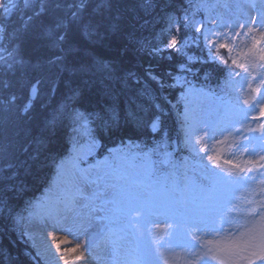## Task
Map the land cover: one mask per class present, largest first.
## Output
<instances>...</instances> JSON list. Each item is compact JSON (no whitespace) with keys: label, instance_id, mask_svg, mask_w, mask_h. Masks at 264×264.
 I'll list each match as a JSON object with an SVG mask.
<instances>
[{"label":"trees","instance_id":"16d2710c","mask_svg":"<svg viewBox=\"0 0 264 264\" xmlns=\"http://www.w3.org/2000/svg\"><path fill=\"white\" fill-rule=\"evenodd\" d=\"M208 1L85 0L79 8L81 0H53L42 12H24L0 23L9 45L0 65V264H44L21 220L74 152L80 126L71 119L73 110L88 117L90 131H84L97 146L95 159L118 167L127 161L119 158L121 150L129 151L139 174L155 181L161 173L164 186L170 171L207 159V150L198 153L182 145L181 124L187 128L191 93H200L198 88L215 92L228 73L219 62L196 63L194 74L186 77L190 84H178L167 73L181 75L177 69L187 56L203 59L205 53L195 46L183 53L166 49L162 55H152L151 49H164L171 35L183 40L199 35L195 25L200 21L201 30L207 29ZM86 26L99 35L86 36ZM61 35L64 41L53 47ZM149 65L163 88L146 77ZM35 84L38 94L25 111ZM198 95L208 105L213 101Z\"/></svg>","mask_w":264,"mask_h":264},{"label":"rangeland","instance_id":"374dc122","mask_svg":"<svg viewBox=\"0 0 264 264\" xmlns=\"http://www.w3.org/2000/svg\"><path fill=\"white\" fill-rule=\"evenodd\" d=\"M53 0H1L0 6V23H5L12 16L30 14L31 11L42 12L46 5H51ZM214 3V4H213ZM207 5L206 16L204 21H207V28H213L220 31L219 25L227 24L231 29L240 32L234 42V52L246 50L251 47L250 41L244 35L247 27L246 20L256 21L259 19V11L264 8V0H209ZM213 12H217L214 15ZM195 19L201 18L196 14ZM204 24L200 21L196 27H201ZM237 25H244V28H238ZM1 26V25H0ZM255 25H252L254 27ZM229 32V29H223ZM4 33L0 31V65L3 56L9 53V45L5 41ZM230 34V33H229ZM258 36L259 33H256ZM232 43V41H230ZM264 47V45H261ZM14 53V51H12ZM242 62L256 66V71L260 70L258 55L246 56L242 58ZM231 64V61H229ZM3 65V64H2ZM233 67V82L243 83L240 76H236L235 72L244 74V70L236 69ZM253 87H258L257 81H249ZM36 94H38V87L35 84ZM238 87V85H237ZM200 93L210 99L212 103L208 105L204 98H200L195 92L191 93L190 104L186 110L189 115H196L204 120H213L216 115L223 111L227 104L233 100L235 95L243 99L255 98L256 93L251 89L245 87L238 92L232 91V85L227 78L215 92H211L216 99L208 97V94L198 88ZM208 89V88H206ZM33 87L30 89V93ZM209 90V89H208ZM264 92V88L261 89ZM231 101H228V100ZM30 101L27 105L31 106ZM247 107V105H244ZM257 117L256 120L249 118V123L245 128L258 127L259 123H264V117L259 116V109L251 114ZM79 126V124H78ZM183 140L182 145L190 147L196 152H204V145L208 144L207 151L209 155H216L218 161L209 160L206 163L192 165L197 166L193 170L192 179L189 183V190L184 188V193L180 194L173 187L164 186L161 180L153 182L148 181L142 174H139L138 164L133 163L128 155L127 164L133 165V171L138 173L137 178L145 183L153 186H163L170 196H183L188 201H196L201 196L206 194L212 188L211 176L213 173L233 176H260L264 173V169L258 167V164L249 163L250 160H256L258 157H250L248 153L238 150L235 145L237 143L247 141L243 140L242 136H237L234 132L228 136L224 143H209L206 137L200 133L196 139L200 143L195 146L185 142L186 127L182 125ZM239 128L240 126L237 125ZM84 129L76 130L74 134V152L69 156L63 164V169L59 167L58 174L52 186L40 196L33 204V208L21 220L23 221V229L27 240L32 244L33 249L36 251L38 257L44 264H133L136 260V251L138 249L149 248L153 252V264H194L193 258L190 255V250L183 247V237L176 232V223L165 216L152 217V223L147 225V231L139 230L133 231L124 226L119 221H109L103 219L106 215L100 210V205L103 199H112L115 195L112 188H103L102 181H97V175L103 177L104 174L110 171L109 166L114 167L112 164L97 161L94 157L97 146L93 147V142L87 139ZM244 135L256 136L258 132L244 131ZM223 139L217 137V140ZM89 140V141H87ZM126 154L123 153L119 158H125ZM132 158V157H131ZM226 161H230L226 163ZM125 165V164H123ZM191 165V166H192ZM239 165L240 167H236ZM157 167L161 169L163 163L160 157L157 159ZM251 168L252 171H242V169ZM100 169V172L98 170ZM142 177V178H141ZM170 182L167 181V184ZM194 186L192 187V185ZM183 185L175 182V188ZM100 192V197L96 198L95 193ZM175 191V193H174ZM177 192V193H176ZM233 203L237 205V210L234 215L238 217H247L248 210L251 207L253 211H261L260 205H264V176L257 179L254 184L248 186H241L232 193ZM66 201L68 206L66 207ZM111 207L110 204L105 205ZM244 220L240 221L243 224ZM259 226L261 221L257 217L253 222ZM239 225H225V228L232 230L235 233ZM110 232L117 234L115 243H112L106 237ZM238 235V234H237ZM222 238H227V233H222L220 237L214 234L202 235L200 243L207 241L219 242ZM59 245V247H57ZM163 245V246H161ZM212 247V245H208ZM74 249V251H73ZM80 256L82 259L77 260L76 257ZM210 264H218V261L212 260ZM256 264H264V261H256Z\"/></svg>","mask_w":264,"mask_h":264},{"label":"snow or ice","instance_id":"6c2138e0","mask_svg":"<svg viewBox=\"0 0 264 264\" xmlns=\"http://www.w3.org/2000/svg\"><path fill=\"white\" fill-rule=\"evenodd\" d=\"M84 2L85 0H81L79 8H83ZM72 17L77 19V12H73ZM171 24H175V21L170 20ZM245 25H249L244 35L250 41L251 47L236 52L235 56H233L234 42L240 32L231 29V26L227 24L219 25L220 31L211 27L202 31L200 27H196L195 31L199 35L188 40L178 39L176 35H171L170 39L166 41L164 49L153 47L151 54L162 55L166 49L183 53L189 47L195 46L205 53V58L187 56L186 61L180 64L177 69L181 75L174 76L171 72L167 73L176 83L190 84L186 77L194 74L193 68L196 63L219 62L228 73V80L232 85L233 92H238L247 87L256 93L255 98L243 99L242 102L241 97L235 95L232 102L228 103L226 108L210 121L201 119L196 115H189L186 110V121L188 123L185 142L195 148L200 143L196 136L202 133L209 143H224L228 136L235 132L237 136H242L243 140L247 141V143H237L235 147L248 153L250 157H258L256 160H250L249 163L258 164L259 168L264 169V123H259L255 129L252 127L245 128L250 117L252 120L257 119V117L251 116L257 108L259 109V116L264 117V92L261 91L264 88V47H261V45H264V8L259 11L258 20H246ZM252 25L255 26L252 27ZM98 27L99 25L96 26V28ZM237 27L243 29L244 25H237ZM96 28H92L90 32L86 26L85 35H99ZM223 29H229V32H225ZM0 31H3V28H0ZM176 31H179L178 25ZM256 33H259V35L257 36ZM64 39L63 35L59 36L53 41L52 46L60 47V42ZM221 50H227L226 54H221ZM254 55H258L261 62L258 72L254 63L242 62L243 57ZM60 59L62 57H56V60ZM229 61H231V64ZM8 66L11 67L10 64ZM232 66L244 70L243 75L241 72L234 73L236 76L241 77L243 83L231 80L233 76ZM104 67L108 68V65L105 64ZM145 73L147 78L156 80L162 88L165 86L163 80L154 74L151 65L145 70ZM128 75L136 79L137 83L140 82L135 73H129ZM249 81H257L259 86L253 87V84ZM33 91H35V86H33ZM191 91L192 89L189 88V92ZM244 105H247V107H244ZM27 110L28 106L25 107V111ZM70 116L72 121L79 124L81 129L90 131L87 128V116L78 110H73ZM158 121L159 117L153 121V129L157 127ZM54 123L55 120L49 121V124ZM237 125L240 127L238 128ZM244 131H256L259 135L247 136L244 135ZM218 136L223 139L217 140ZM94 146L95 142L93 141ZM204 149H208V144L204 145ZM207 158L214 161L219 159L216 155H209ZM229 162L226 161V163ZM133 167L131 164L118 167L109 166L110 171L106 172L103 177L97 175V181H102L103 188H112L115 193L112 199L102 200L100 210L106 214L103 219L122 222L126 228L133 231H147V225L153 222L152 217H168L176 223V232L183 237V247L190 250L194 264H210L212 260L218 261V264H256L257 260L264 261V205H260L261 211L259 212L253 211L250 207L247 217H238L234 215L237 205L233 203L232 196V193L239 187L254 184L257 179L264 176V173L260 176H233L232 174L213 173L211 176V190L196 201H188L183 196H170L163 186H153L138 179V173L133 171ZM236 167L239 168L240 166L236 165ZM61 169H63V163ZM242 171L251 172L252 169H242ZM100 195L99 191L95 193L96 198H99ZM108 204L111 207L105 206ZM65 206H68L67 201ZM257 217L261 221L259 226L252 223ZM241 220H244L243 224H240ZM233 224L239 225L235 233L225 228V225ZM222 233H227V238H222L219 242L207 241L206 243H200L202 235L214 234L220 237ZM106 238L115 243L118 237L115 232H110ZM208 245H212V247ZM135 255L137 258L133 261V264H153L151 259L153 252L149 248L138 249ZM76 259L80 260L82 257L77 256Z\"/></svg>","mask_w":264,"mask_h":264},{"label":"water","instance_id":"95a60500","mask_svg":"<svg viewBox=\"0 0 264 264\" xmlns=\"http://www.w3.org/2000/svg\"><path fill=\"white\" fill-rule=\"evenodd\" d=\"M35 95H36V90L35 91H31V95H30V100H34L35 99Z\"/></svg>","mask_w":264,"mask_h":264},{"label":"bare ground","instance_id":"6f19581e","mask_svg":"<svg viewBox=\"0 0 264 264\" xmlns=\"http://www.w3.org/2000/svg\"><path fill=\"white\" fill-rule=\"evenodd\" d=\"M79 129H80V128L77 127V130H79ZM75 130H76V129H75ZM73 138H74V137H73ZM87 139H89V138H87ZM89 140L92 141L91 139H89ZM89 140H87V141H89ZM90 141H89V142H90ZM73 142H74V139H73ZM92 142H93V141H92Z\"/></svg>","mask_w":264,"mask_h":264}]
</instances>
